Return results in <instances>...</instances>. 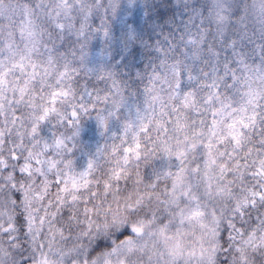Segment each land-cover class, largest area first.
<instances>
[{"label":"snow or ice","instance_id":"snow-or-ice-1","mask_svg":"<svg viewBox=\"0 0 264 264\" xmlns=\"http://www.w3.org/2000/svg\"><path fill=\"white\" fill-rule=\"evenodd\" d=\"M0 264H264V0H0Z\"/></svg>","mask_w":264,"mask_h":264},{"label":"clouds","instance_id":"clouds-1","mask_svg":"<svg viewBox=\"0 0 264 264\" xmlns=\"http://www.w3.org/2000/svg\"><path fill=\"white\" fill-rule=\"evenodd\" d=\"M47 251V250H46Z\"/></svg>","mask_w":264,"mask_h":264}]
</instances>
